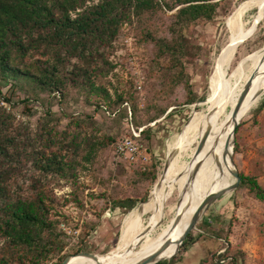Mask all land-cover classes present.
Instances as JSON below:
<instances>
[{
    "label": "trees",
    "instance_id": "1",
    "mask_svg": "<svg viewBox=\"0 0 264 264\" xmlns=\"http://www.w3.org/2000/svg\"><path fill=\"white\" fill-rule=\"evenodd\" d=\"M223 2L0 0V264H61L70 255L63 251L71 238L61 223L79 230L74 253L92 252L89 242L97 222L75 221L63 211V206L72 200L83 206L78 195L79 169L86 168L84 162H93L99 150H114L115 144L128 135V124L145 126L143 135L147 137L151 132L147 124L163 116L168 107L192 105L199 100L186 70L194 55L193 60H197L199 50L186 36L185 27L200 20L213 21ZM165 17L169 21L161 28L158 23ZM126 24H134L139 39L154 47L157 84L172 92L184 89L182 101L168 105L167 95L158 96L152 89L144 107H140L135 93L117 88L111 92L106 80L115 65L110 56ZM5 85L10 86L8 94L3 93ZM15 90L27 94L18 100V105L13 102ZM81 96L95 110L74 115L70 102H78ZM52 97L58 98L61 106L56 112L51 110ZM2 102L18 109L25 120L17 119ZM37 103L44 114L36 109ZM95 112L101 113L102 122L94 119ZM145 116L148 123H144ZM63 118L66 124H62ZM114 127L115 134L107 131ZM132 166L138 169L134 178L140 182L157 180V163L144 169ZM239 174L236 191L245 189L264 203V187L257 178ZM62 182L71 187L68 197L55 192V188L64 186ZM147 195L148 192L142 199ZM139 200L105 195V209L130 211ZM205 225L211 228L212 221L204 220L203 226L198 225L201 236L209 235ZM216 230L211 237L226 243L218 235L220 226ZM192 234L182 248L191 242ZM179 248L180 245L175 251ZM222 249L214 254V263L234 264L237 257L228 249L220 252ZM55 257L58 260L54 263ZM87 260L85 257L82 261Z\"/></svg>",
    "mask_w": 264,
    "mask_h": 264
},
{
    "label": "rangeland",
    "instance_id": "2",
    "mask_svg": "<svg viewBox=\"0 0 264 264\" xmlns=\"http://www.w3.org/2000/svg\"><path fill=\"white\" fill-rule=\"evenodd\" d=\"M165 1L173 2L174 0ZM246 1L248 0H224L213 21L200 20L185 27L186 36L190 39L191 44L198 47L199 50L197 60H193L196 58L194 55L192 61L186 64V70L190 75V84L198 94L199 100L192 105H172L168 107L163 116L147 124L151 128V132L149 136H144V139L150 162L143 169L157 163V180L154 182L147 179L140 182L139 179L134 178L138 169L127 163L121 166L114 159L111 148L99 150L93 162H84L86 168L79 169L78 184L81 188L78 189V195L83 206L72 200L73 202L63 206V211L75 221L97 222V228L91 234L89 242L91 253L97 254V258H88L87 261H82L85 259L84 256L75 255L68 264H84L107 258L119 246L126 220L128 223H132V227L125 246L141 237L151 218L155 216V225L151 232L142 236V241L138 246L128 248L124 252L121 259L130 261L140 256L141 253L151 250L160 237L179 220L181 206L185 202L181 187L190 173V179L196 177L193 169L197 162L194 158L200 152L197 148L199 142L201 143L204 139L198 143L191 141L180 153L179 164L185 166L190 164L187 175L182 176L179 182L170 184L172 189L164 205L158 206L165 190L154 207L141 211V205L149 199L151 192L162 178L170 141L181 134L184 127L190 131L192 128L198 127L206 117L210 105L208 98L211 94V83L217 67H222L215 92L217 106L220 102L222 84H225L229 91L227 105L217 120L218 124L225 122L244 86L248 81L257 77L261 67H264V56H262L264 49V0H250L249 3ZM252 2L257 3L251 6ZM247 8L248 10L242 18L244 27L240 35L243 40L233 56L223 57L222 54L229 48L231 40L228 20L233 13ZM168 21L169 18L165 17L158 23V26L163 28ZM153 57L154 47L139 39L135 25H124L119 37L114 42L113 53L110 56V60L115 65L114 71L109 74L106 80L110 83L111 92L117 88L119 91L135 93L139 98L140 107H144L152 89L158 96L167 95L168 102L166 103L168 105L182 101L184 89L179 88L172 92L168 87L163 88L157 84L158 77L153 73ZM226 59L229 63L221 66ZM137 81H141V89L137 87ZM10 91L9 85L3 87V93L8 94ZM25 96L27 94L24 91L15 90L13 102L17 104L18 100ZM57 99L52 97L50 102L51 110L54 112L61 108ZM70 103L74 115L95 110V106L86 102L85 96H81L78 102L71 101ZM2 104L5 105L7 111H14L17 119L25 120L18 109L13 110L9 104L4 102ZM35 107L44 114L40 104L37 103ZM171 111L173 114L168 116L167 114ZM94 119L102 122L103 116L101 113L95 112ZM143 120L144 123H148L149 119L145 116ZM66 123L67 120L63 118L62 124ZM237 128L234 136L233 162L239 172L255 176L264 187V88L256 103L248 107ZM107 131L115 134L117 127L109 128ZM121 133L122 131L119 133L120 136ZM187 150L190 151L184 155L183 153ZM234 182L235 177L230 172L225 179L217 183V186L221 190ZM62 183L64 186L55 188V192L58 195L66 194L68 197L71 187L65 182ZM195 189L197 190V188ZM146 192H148L146 199H142ZM196 192L194 191L193 194ZM105 195L133 196L140 200L130 211L126 208L105 209ZM103 210L105 211L99 218L98 214ZM204 220L212 221L211 228L206 225L204 227L210 236L199 235L200 229L193 230L191 242L184 248L181 245L179 251H175L176 249L171 251L161 261H166L167 264H215L214 254L223 247L220 252L228 249L227 252L237 257L234 264H264V203L250 196L247 190H234L217 199L205 211L197 227L198 225L203 226ZM219 226L218 235L225 239L226 243L220 238L211 237V233H216ZM61 228L71 235L69 245L63 254H76L74 252L79 230H74L71 226L63 223H61ZM57 260L58 257H55L53 262L55 263ZM79 261L82 262L77 263Z\"/></svg>",
    "mask_w": 264,
    "mask_h": 264
},
{
    "label": "bare ground",
    "instance_id": "3",
    "mask_svg": "<svg viewBox=\"0 0 264 264\" xmlns=\"http://www.w3.org/2000/svg\"><path fill=\"white\" fill-rule=\"evenodd\" d=\"M247 3L250 0L246 1ZM257 2H252L251 6L255 5ZM248 10L243 9L239 12H235L228 20V28L231 31L229 48L222 54L223 57L233 56L240 43L242 42L241 30L244 27L242 23V18L245 12ZM262 56H264V49L262 51ZM228 60H224L221 66L226 65ZM222 67H217L216 73L212 79L211 83V94L209 95V109L207 110L206 117L203 122L196 128H192L188 131L187 127H184L182 133L175 136L169 144L167 151V165L163 171V175L158 185L151 192L149 199L141 205V211L146 208H152L159 202V199L165 190L164 196L159 203V207L166 202L171 192L172 182H179L182 176L187 175V169L190 164L184 165L179 164L180 153L186 149V147L191 143V141H196L198 143L200 140L205 139V143L200 150L199 154L195 156L196 165L193 172L196 177L190 179V174L188 179L183 183L181 187L182 197L185 202L181 206V216L173 226L166 231L158 240L156 245L149 251L141 253L135 259L130 261L122 260L124 252L128 248H135L142 241V236L148 234L154 228L155 216H153L141 237L136 240L131 241L125 246V241L129 236V232L132 227V223H128L126 220L124 225V230L121 235L120 243L117 249L111 253L107 258L97 259L92 262H87L84 264H136L149 256L159 253L158 258L167 250L168 253L175 250L180 244L179 240L185 233L187 227L189 226L192 217L200 206L202 201L210 194L219 191V186L217 183L225 179L226 176L231 172V165L228 157V150L230 149V136L234 124V119L232 117V112L228 118L222 124H218V118L223 114L227 101L229 91L225 84L220 87V102L219 106L216 103V88L219 79V74ZM264 88V67H261L259 74L252 80L250 91L245 98L243 105L240 110L239 118L246 112L249 106L255 104L259 99L260 93ZM218 92V91H217ZM219 96V94H218ZM238 99L233 104V109L237 104ZM200 144V142H199ZM198 148V147H197ZM190 150L185 151L183 154H187ZM193 165V164H192ZM197 188V190L195 189ZM194 191L197 193L193 194ZM195 196V197H194ZM159 210V208H158ZM140 211V210H139ZM130 224V225H129ZM169 242L168 246L164 248V245Z\"/></svg>",
    "mask_w": 264,
    "mask_h": 264
},
{
    "label": "water",
    "instance_id": "4",
    "mask_svg": "<svg viewBox=\"0 0 264 264\" xmlns=\"http://www.w3.org/2000/svg\"><path fill=\"white\" fill-rule=\"evenodd\" d=\"M256 29H257V26L255 27V30ZM252 78H253V76H252ZM251 84H252V79L250 81H248L247 84L244 86V88H243V90H242V92H241V94H240V96L238 98L237 104H236V106H235V108L233 109V112H232V117L234 119V124H233V128H232V131H231V136H230V144H231V146H230V149L228 150V157H229V162H230V165H231V174L235 177V182L232 185H230L229 187L225 188V189H221L219 191H216V192L208 195L202 201L200 206L195 211V213H194V215L192 217V220H191L189 226L187 227L185 233L182 235V237L179 240L180 246L183 244V242L185 241V239L187 238V236L189 235L190 232H192L193 230H199V228L197 227V224H198L199 220L202 219L205 211L209 208V206L211 204H213L217 199L222 197L224 194L236 190V188L238 187V185L240 183V180H241V177H240V174H239L240 172H239L238 168L236 167V165L234 164L233 158H232L233 146H234V136H235L237 127L239 126L240 121H241L240 118H239L240 110H241V107L243 105V102H244L245 98L247 97V95H248V93L250 91ZM204 142H205V139L199 144L198 152L202 149V147L204 145ZM166 165H167V162H166ZM168 244H169V242H167L164 245V248H166L168 246ZM75 255L76 256H84V257H88V258H92V259H96L97 258V254L88 253V252H79V253H76L74 255L67 256L65 258V260L61 264H68L69 261L71 260V258L73 256H75ZM158 255H159V253H155V254L149 256L148 258H146V259H144L142 261H139L136 264H155V263H157V262L162 260V259L161 260L158 259ZM168 260H170V259H168Z\"/></svg>",
    "mask_w": 264,
    "mask_h": 264
},
{
    "label": "built area",
    "instance_id": "5",
    "mask_svg": "<svg viewBox=\"0 0 264 264\" xmlns=\"http://www.w3.org/2000/svg\"><path fill=\"white\" fill-rule=\"evenodd\" d=\"M137 87L141 89V81H137ZM129 133L119 140L113 150L114 159L118 162L130 165L145 166L150 162L146 142L143 135L144 127L136 128L128 124Z\"/></svg>",
    "mask_w": 264,
    "mask_h": 264
}]
</instances>
